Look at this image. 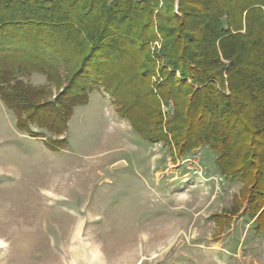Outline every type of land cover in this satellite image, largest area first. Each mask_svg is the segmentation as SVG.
<instances>
[{"label":"trees","instance_id":"obj_1","mask_svg":"<svg viewBox=\"0 0 264 264\" xmlns=\"http://www.w3.org/2000/svg\"><path fill=\"white\" fill-rule=\"evenodd\" d=\"M94 89L143 138L215 150L220 175L250 182L245 214L264 217V0H0V97L18 128L60 149L46 133Z\"/></svg>","mask_w":264,"mask_h":264},{"label":"rangeland","instance_id":"obj_2","mask_svg":"<svg viewBox=\"0 0 264 264\" xmlns=\"http://www.w3.org/2000/svg\"><path fill=\"white\" fill-rule=\"evenodd\" d=\"M161 106L171 116L173 103ZM68 121L46 133L66 139L52 150L0 97V264H264V217L245 214L250 182L220 175L215 150L182 156L143 138L103 89Z\"/></svg>","mask_w":264,"mask_h":264}]
</instances>
